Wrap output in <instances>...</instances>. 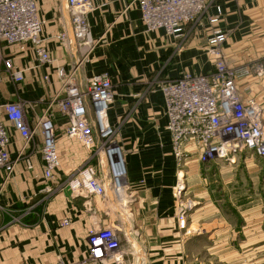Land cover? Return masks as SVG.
<instances>
[{
  "label": "crops",
  "instance_id": "1",
  "mask_svg": "<svg viewBox=\"0 0 264 264\" xmlns=\"http://www.w3.org/2000/svg\"><path fill=\"white\" fill-rule=\"evenodd\" d=\"M216 28L227 36L223 56L228 66L264 61V0H207ZM43 23L41 37L53 62L39 65L29 45L8 47L5 56L23 71L12 83L2 74L0 105L22 101L32 126L60 88L57 71H70L81 60L75 47L57 39L69 27L66 0H36ZM90 35L96 45L77 66L76 77L106 74L113 101L108 124L124 159L127 184L121 205L110 191V172L103 152L92 153L66 134L67 120L54 109V131L60 167L52 180L43 177L41 141L20 155L11 177L0 172V264H84L86 238L95 226L115 225L121 245L134 264H264V159L245 152L233 162L201 164L196 155L184 162L183 200L192 204L181 223L173 194L178 167L172 154L165 103L158 86L184 74L214 72L207 54L213 30L203 18L185 26L174 40L164 31L147 33L137 6L129 0H91ZM242 100L264 104V77L237 83ZM44 108V109H43ZM9 128L13 159L21 138ZM96 145L97 128H93ZM40 140V139H39ZM92 166L107 193L75 196L67 186L75 169ZM193 202H192V201Z\"/></svg>",
  "mask_w": 264,
  "mask_h": 264
},
{
  "label": "built area",
  "instance_id": "2",
  "mask_svg": "<svg viewBox=\"0 0 264 264\" xmlns=\"http://www.w3.org/2000/svg\"><path fill=\"white\" fill-rule=\"evenodd\" d=\"M242 1V0H237ZM69 27L57 39L66 49L75 47L81 57L70 71H57L60 88L49 100L34 124L27 123L24 104L20 101L0 105L6 122L18 133L22 149L13 159L8 151L9 128L0 119V172L6 182L14 172L20 155L27 147L41 141L44 180L53 179L60 167L54 131V109L67 120L66 134L92 153L103 152L110 172V191L118 204L125 203L127 184L124 159L113 143V131L108 124V110L113 101L112 85L106 74H95L83 86L76 77L77 66L96 45L90 35L88 16L94 11L91 0H66ZM137 6L147 33L164 31L178 41L184 37L185 26L198 24L211 8L207 0H129ZM206 17L212 27L207 40V54L214 72L207 76L184 74L179 79L164 81L158 86L165 103L166 130L170 136L172 154L178 173L173 194L177 216L181 223L192 205L183 202L185 191L184 162L196 155L201 164L215 160L233 162L240 154L249 152L264 159V104L253 99L242 100L237 83L244 79L264 77V62L230 67L223 56L227 36L216 28L222 11ZM43 23L38 16L36 0H0V83L6 74L12 83L23 81V71L13 66L5 56L8 47L29 45L39 65L53 60L41 37ZM97 128L98 146L93 128ZM67 186L75 196L103 197L105 183L96 177L92 166L75 169ZM126 204V203H125ZM121 230L115 225L95 226L86 238L88 257L84 264H134L132 254L120 242Z\"/></svg>",
  "mask_w": 264,
  "mask_h": 264
},
{
  "label": "rangeland",
  "instance_id": "3",
  "mask_svg": "<svg viewBox=\"0 0 264 264\" xmlns=\"http://www.w3.org/2000/svg\"><path fill=\"white\" fill-rule=\"evenodd\" d=\"M260 62H264V61H260ZM21 102H22V101H21ZM22 103H23V102H22ZM38 105H39V106L42 105L43 107L45 106V109H46L48 103H46V104H41V103H40V104H38ZM43 109H44V108H43ZM41 114H42V113H41ZM39 116H40V115H39ZM25 117H26V116H25ZM111 129H112V128H111ZM112 131H113V130H112ZM111 139H113V135H112ZM39 141H40V140L37 139L36 142H35L34 144H35L36 146H38V142H39ZM32 148H35V147H32ZM184 174H185V173H184ZM191 201H192V200H191ZM192 202H193V201H192ZM183 203H185V204H189V205H192L191 203H189V202H185L184 200H183L182 204H183ZM183 205H184V204H183ZM186 216H187V215H186Z\"/></svg>",
  "mask_w": 264,
  "mask_h": 264
}]
</instances>
